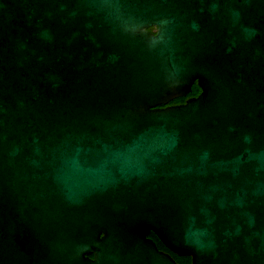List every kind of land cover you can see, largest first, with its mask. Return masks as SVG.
Segmentation results:
<instances>
[{"label": "water", "instance_id": "water-1", "mask_svg": "<svg viewBox=\"0 0 264 264\" xmlns=\"http://www.w3.org/2000/svg\"><path fill=\"white\" fill-rule=\"evenodd\" d=\"M149 232L264 264V0H0V264H178Z\"/></svg>", "mask_w": 264, "mask_h": 264}, {"label": "trees", "instance_id": "trees-1", "mask_svg": "<svg viewBox=\"0 0 264 264\" xmlns=\"http://www.w3.org/2000/svg\"><path fill=\"white\" fill-rule=\"evenodd\" d=\"M154 27H150L149 29L152 30ZM200 92V88L198 87L197 83L194 82L191 86V94L193 95H197ZM182 99L180 98H176L173 99L171 102L172 103H176L181 101ZM148 236L153 239L157 245V247L160 250H163L165 252H168L173 258L174 260L178 263V264H191V258L190 256L187 255H178L175 254L174 252L170 251L169 249H167L162 243L161 241L157 238V236L153 233V232H149ZM90 256H92V254H89Z\"/></svg>", "mask_w": 264, "mask_h": 264}, {"label": "flooded vegetation", "instance_id": "flooded-vegetation-1", "mask_svg": "<svg viewBox=\"0 0 264 264\" xmlns=\"http://www.w3.org/2000/svg\"><path fill=\"white\" fill-rule=\"evenodd\" d=\"M190 92H191V91H190ZM190 92H188V93H187L186 95H184V96L177 97V98L182 99L181 101L176 102V103H172V102H171V101L173 100V99H172V100L169 101L166 105L179 104V103L184 102L187 98L192 97V96H195V95L191 94ZM174 99H176V98H174ZM161 106H162V105H161Z\"/></svg>", "mask_w": 264, "mask_h": 264}]
</instances>
